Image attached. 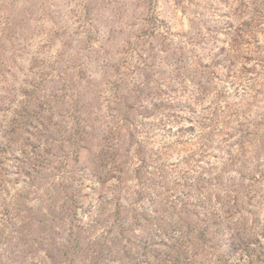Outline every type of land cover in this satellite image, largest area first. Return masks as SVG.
Returning a JSON list of instances; mask_svg holds the SVG:
<instances>
[{
    "label": "rangeland",
    "instance_id": "1",
    "mask_svg": "<svg viewBox=\"0 0 264 264\" xmlns=\"http://www.w3.org/2000/svg\"><path fill=\"white\" fill-rule=\"evenodd\" d=\"M0 264H264V0H0Z\"/></svg>",
    "mask_w": 264,
    "mask_h": 264
}]
</instances>
